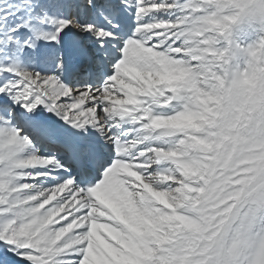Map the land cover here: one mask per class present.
<instances>
[{"label":"snow or ice","instance_id":"6c2138e0","mask_svg":"<svg viewBox=\"0 0 264 264\" xmlns=\"http://www.w3.org/2000/svg\"><path fill=\"white\" fill-rule=\"evenodd\" d=\"M0 264H264V0H0Z\"/></svg>","mask_w":264,"mask_h":264}]
</instances>
